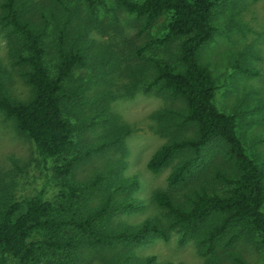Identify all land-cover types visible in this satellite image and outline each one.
Segmentation results:
<instances>
[{
  "label": "trees",
  "instance_id": "1",
  "mask_svg": "<svg viewBox=\"0 0 264 264\" xmlns=\"http://www.w3.org/2000/svg\"><path fill=\"white\" fill-rule=\"evenodd\" d=\"M24 3L0 0V25L11 35L10 54L27 67L23 75L30 96L15 98L0 82V111L32 141L41 168L31 183L25 177L22 189L18 179L6 183L0 178V264L7 259L31 264L42 252L48 257L45 264H79L83 249L116 251L105 257L104 264H158L154 255L139 257L131 247L155 236L168 238L170 229L178 232V242L195 243L198 254L205 257L203 264H224L218 248L238 237L256 242L264 253V170L246 152L236 131L237 116L214 104L215 79L198 57L213 35L216 0H121L127 11L142 18L143 27L170 12L165 35L151 42L167 45L178 40L173 62L153 60V82L182 105L160 113L158 120L168 139L146 162L151 173H158L179 157L166 176V188L155 190L152 197L168 214L167 225L152 217L137 224L110 222L114 215L143 206L131 193L137 183L123 180L113 167L85 181L71 177L78 163L104 145L79 149L76 128L64 114L65 103L76 99L66 81L75 68L86 64V56L78 46L66 50L64 20L57 27L51 69L46 62L45 26L24 15ZM233 66L258 74L255 67L238 61ZM201 160L217 162L210 172L199 175L194 169ZM188 180L191 184L181 197L170 192ZM98 192L97 204L91 203Z\"/></svg>",
  "mask_w": 264,
  "mask_h": 264
},
{
  "label": "rangeland",
  "instance_id": "2",
  "mask_svg": "<svg viewBox=\"0 0 264 264\" xmlns=\"http://www.w3.org/2000/svg\"><path fill=\"white\" fill-rule=\"evenodd\" d=\"M23 9L26 17L45 26L46 62L51 69L57 27L64 20L66 50L78 46L86 56V64L75 68L66 81V88L75 91L76 99L65 103L64 114L76 128L74 141L79 149L104 145L78 163L71 177L85 181L113 167L112 172L123 180L137 183L131 193L142 200L143 206L114 215L110 222L137 224L152 217L167 225L168 214L152 197L155 190L166 188V176L179 157L175 156L158 173H151L146 162L168 139L167 130L158 120L160 113L182 105L179 98L153 82V60L173 62L177 49L178 40L167 45L151 42L165 35L170 12L143 27L142 18L127 11L121 0H25ZM212 25V38L198 57L215 79L214 104L237 116V134L246 152L264 170V0H216ZM10 40L7 28L0 25V82L11 96L27 99L30 86L23 75L27 67L10 54ZM235 61L255 67L258 74L240 71L233 66ZM215 162L198 161L194 172H210ZM39 168L32 141L0 111V178L6 183L18 179L22 189L25 177L31 183L40 173ZM189 184L188 180L186 185L169 190L181 197ZM98 200L99 192L92 195L91 203L97 204ZM131 248L139 257L154 255L158 264H203L205 259L192 240L178 242V232L172 229L168 238L155 236ZM114 252L83 249L79 264H104L105 257ZM39 254L31 264L46 263V252ZM233 254L239 259H234ZM217 256L224 264H264V253L258 244L242 237L218 248ZM5 264L18 262L7 259Z\"/></svg>",
  "mask_w": 264,
  "mask_h": 264
}]
</instances>
